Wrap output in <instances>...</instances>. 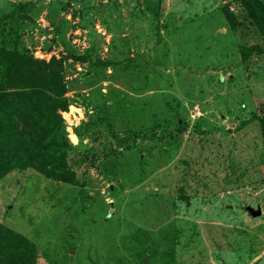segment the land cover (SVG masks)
<instances>
[{
	"label": "rangeland",
	"instance_id": "rangeland-1",
	"mask_svg": "<svg viewBox=\"0 0 264 264\" xmlns=\"http://www.w3.org/2000/svg\"><path fill=\"white\" fill-rule=\"evenodd\" d=\"M2 42L64 61L95 154L83 186L0 179L36 264H264V38L238 0H0Z\"/></svg>",
	"mask_w": 264,
	"mask_h": 264
},
{
	"label": "trees",
	"instance_id": "trees-1",
	"mask_svg": "<svg viewBox=\"0 0 264 264\" xmlns=\"http://www.w3.org/2000/svg\"><path fill=\"white\" fill-rule=\"evenodd\" d=\"M238 1L264 38V2ZM252 49L264 53L259 47ZM67 94L62 59L41 60L27 48L9 49L2 42L0 179L16 169H34L58 182L85 185L79 169L95 154L71 145L63 117L70 107ZM258 120L264 147V114ZM0 264H36V245L1 222Z\"/></svg>",
	"mask_w": 264,
	"mask_h": 264
},
{
	"label": "water",
	"instance_id": "water-1",
	"mask_svg": "<svg viewBox=\"0 0 264 264\" xmlns=\"http://www.w3.org/2000/svg\"><path fill=\"white\" fill-rule=\"evenodd\" d=\"M247 211L254 217H259L262 215V211L261 210H256L251 206L247 207Z\"/></svg>",
	"mask_w": 264,
	"mask_h": 264
},
{
	"label": "bare ground",
	"instance_id": "bare-ground-1",
	"mask_svg": "<svg viewBox=\"0 0 264 264\" xmlns=\"http://www.w3.org/2000/svg\"><path fill=\"white\" fill-rule=\"evenodd\" d=\"M73 134V133H72ZM77 137V136H76ZM76 137L75 136H72V139L74 140V141H76ZM77 142V141H76Z\"/></svg>",
	"mask_w": 264,
	"mask_h": 264
}]
</instances>
